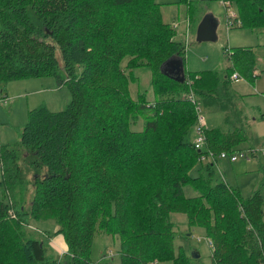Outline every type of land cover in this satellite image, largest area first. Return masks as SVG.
I'll list each match as a JSON object with an SVG mask.
<instances>
[{"label":"trees","instance_id":"trees-1","mask_svg":"<svg viewBox=\"0 0 264 264\" xmlns=\"http://www.w3.org/2000/svg\"><path fill=\"white\" fill-rule=\"evenodd\" d=\"M222 1L234 6L235 16H227L237 26L264 28V0ZM161 5L0 0V85L51 75L71 94L60 111L29 110L19 139L0 143V264H106L91 257L99 228L117 235L121 264H196L182 245L174 249V211L186 214L188 228H204L211 264H264V180L244 198L218 166L231 161L220 153L243 151L248 140L231 75L242 77L235 69L241 65L257 75L245 56L252 51L226 49L235 63L230 71L186 70L177 22L163 20ZM172 55L183 60L182 82L161 70ZM142 66L152 72L153 101L129 92ZM190 93L203 112L221 113V122L199 124ZM139 118L142 129H131ZM188 185L195 195H186ZM49 218L66 242L61 254L49 251V230L29 228L30 220Z\"/></svg>","mask_w":264,"mask_h":264},{"label":"rangeland","instance_id":"rangeland-1","mask_svg":"<svg viewBox=\"0 0 264 264\" xmlns=\"http://www.w3.org/2000/svg\"><path fill=\"white\" fill-rule=\"evenodd\" d=\"M162 3V17L166 22H177L176 38L183 42L185 50V68L191 72L206 70H227L230 71L235 63L233 58L226 52L232 54L239 52L238 48L251 49L245 53L247 60L254 59L253 67L258 75L254 76L250 71L242 67H234L242 75V79L231 81V88L238 94L245 108V116L251 123L247 125L248 140L241 143L243 151L248 156L238 157L236 161L228 159L218 160V166L223 172V178L227 183L236 187L241 196L247 198L256 190L264 180V28L239 27L227 25V12L221 0H156ZM234 10V6H229ZM230 12V11H229ZM228 12V13H229ZM206 13H212L218 20L217 40L197 42L195 39L198 22ZM191 19L186 21L187 16ZM196 21V23H195ZM187 23L191 24L188 37L185 36ZM237 56V55H236ZM57 57L60 59L59 51ZM249 62H252L250 61ZM125 59L122 60V65ZM248 70V69H247ZM81 72V68L77 69ZM186 74V73H185ZM136 80L130 81L129 92L132 98L139 93L153 101L155 95L152 89V72L149 67L142 66L135 68ZM4 92L6 97H4ZM237 98V96H235ZM71 100V94L67 85H60L56 78L51 75L17 79L0 85V143H12L19 139V133L27 122L28 111L46 106L50 111H60L66 107ZM208 126H216L221 122V116L214 112H203ZM255 117V119H254ZM131 129L140 130L143 127V119H138L131 124ZM195 137V136H193ZM252 147L255 156H252L249 149ZM197 167V166H196ZM196 167L191 174L196 175ZM31 173L28 178L31 179ZM1 179V170H0ZM186 195H195L191 187L185 186ZM32 193V187L28 185L25 195V203ZM264 198V189L262 190ZM170 218L174 222V249L182 245L185 252L192 255L198 251L199 255L194 257L196 264H211L210 244L207 241L204 228L194 225L188 228L186 214L183 212H171ZM59 224L52 218L44 220H30V230L41 232L49 230L51 237L45 238L49 251L53 254L65 252L66 242L60 232L55 231ZM119 239L114 233H106L99 228L94 234L91 245V257L97 262L106 264H121L118 252ZM150 264H171L170 260L154 261Z\"/></svg>","mask_w":264,"mask_h":264},{"label":"water","instance_id":"water-1","mask_svg":"<svg viewBox=\"0 0 264 264\" xmlns=\"http://www.w3.org/2000/svg\"><path fill=\"white\" fill-rule=\"evenodd\" d=\"M218 20L212 13H206L198 22L196 27L195 39L197 42L216 41ZM161 70L166 75L183 81L184 79V63L180 56L172 55L167 58L161 65ZM193 256H198V251L192 252Z\"/></svg>","mask_w":264,"mask_h":264},{"label":"built area","instance_id":"built-area-1","mask_svg":"<svg viewBox=\"0 0 264 264\" xmlns=\"http://www.w3.org/2000/svg\"><path fill=\"white\" fill-rule=\"evenodd\" d=\"M223 3H224V5L226 7H229V5H230V3L228 1H226V2L223 1ZM228 14H229V16H232V17L235 16V13L233 11H230ZM232 17L228 18V21L231 20ZM231 78L235 82H237V81H239V80L242 79V77L236 71H234L232 73ZM188 98H189L190 102L193 103L194 106H195V111H196V114H197V121H198V123L199 124L203 123L204 122V116H203V108H202L201 104L196 101L193 93H190L189 96H188ZM194 139H195V146L196 147L199 148V147H201L203 145L204 135L201 132V130H198L196 132V136H195ZM244 153H245L244 151H239V152L235 151V152H231V153L222 152V153H220V156L221 157H225V156L226 157H229L231 161H234V160L238 159V157L245 156ZM207 241L211 245V243H212L211 239L207 237Z\"/></svg>","mask_w":264,"mask_h":264},{"label":"crops","instance_id":"crops-1","mask_svg":"<svg viewBox=\"0 0 264 264\" xmlns=\"http://www.w3.org/2000/svg\"><path fill=\"white\" fill-rule=\"evenodd\" d=\"M221 1H222V0H221ZM222 4L224 5L223 1H222ZM229 6L231 7V6H233V5L230 3ZM224 7L228 10V12H229V11H233V12H234V10H229V7H226L225 5H224ZM228 12H227V13H228ZM227 20H228V16H227ZM255 71H256V70H255ZM255 73H256V72H255ZM256 74H257V73H256ZM257 75H258V74H257ZM236 101H237V103H238V106L243 110V114H245V111H244L245 108H244V106H243L242 100H241V99H236ZM216 114H219L220 116H222L221 113H216ZM254 119H255V117H254ZM204 122H205V120H204ZM248 122L251 123L250 119L248 120ZM217 124H218V123H217ZM217 124H216V125H217ZM194 136H196V133L194 134ZM194 138H195V137H194ZM250 148H252V147H249V149H250ZM252 149H253V148H252ZM256 153H257V152H255V154H256ZM246 157H247V156H246Z\"/></svg>","mask_w":264,"mask_h":264},{"label":"bare ground","instance_id":"bare-ground-1","mask_svg":"<svg viewBox=\"0 0 264 264\" xmlns=\"http://www.w3.org/2000/svg\"><path fill=\"white\" fill-rule=\"evenodd\" d=\"M234 24H239V21H237L236 23L231 19V20H229V21H227V25L228 26H233Z\"/></svg>","mask_w":264,"mask_h":264}]
</instances>
